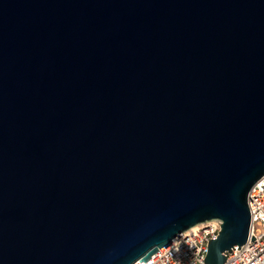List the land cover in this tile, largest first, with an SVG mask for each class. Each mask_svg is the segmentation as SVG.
Listing matches in <instances>:
<instances>
[{
  "label": "water",
  "instance_id": "95a60500",
  "mask_svg": "<svg viewBox=\"0 0 264 264\" xmlns=\"http://www.w3.org/2000/svg\"><path fill=\"white\" fill-rule=\"evenodd\" d=\"M263 175L264 0H0V264H224Z\"/></svg>",
  "mask_w": 264,
  "mask_h": 264
},
{
  "label": "built area",
  "instance_id": "2783aa9c",
  "mask_svg": "<svg viewBox=\"0 0 264 264\" xmlns=\"http://www.w3.org/2000/svg\"><path fill=\"white\" fill-rule=\"evenodd\" d=\"M248 205L251 213L249 238L244 244L236 245V249L233 247V251H225L224 264H264V175L251 187ZM221 225L219 218L201 222L173 237L150 259L137 260L134 264H206L209 241L218 237ZM253 234L255 240H252Z\"/></svg>",
  "mask_w": 264,
  "mask_h": 264
},
{
  "label": "bare ground",
  "instance_id": "6f19581e",
  "mask_svg": "<svg viewBox=\"0 0 264 264\" xmlns=\"http://www.w3.org/2000/svg\"><path fill=\"white\" fill-rule=\"evenodd\" d=\"M190 230V229H189Z\"/></svg>",
  "mask_w": 264,
  "mask_h": 264
}]
</instances>
